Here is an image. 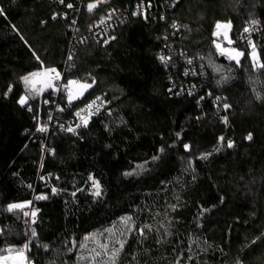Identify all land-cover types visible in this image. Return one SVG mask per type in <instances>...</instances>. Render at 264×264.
I'll list each match as a JSON object with an SVG mask.
<instances>
[{
	"label": "trees",
	"instance_id": "1",
	"mask_svg": "<svg viewBox=\"0 0 264 264\" xmlns=\"http://www.w3.org/2000/svg\"><path fill=\"white\" fill-rule=\"evenodd\" d=\"M90 1L0 0V253L30 240L32 264H96L85 237L131 216L116 264H264V67L250 56L256 47L264 65V0H137L148 11L107 43L96 24L135 0H99L91 12ZM250 20L262 23L254 45L240 40ZM221 21L239 62L217 53ZM43 68L93 86L71 107L51 89L21 106L22 78ZM97 96L107 105L66 131ZM31 201L28 232L26 211L8 205Z\"/></svg>",
	"mask_w": 264,
	"mask_h": 264
},
{
	"label": "snow or ice",
	"instance_id": "2",
	"mask_svg": "<svg viewBox=\"0 0 264 264\" xmlns=\"http://www.w3.org/2000/svg\"><path fill=\"white\" fill-rule=\"evenodd\" d=\"M61 2H63V0H61ZM68 7L71 8L72 5L69 4ZM96 7H97L96 3H89L88 4V10L90 12ZM0 13H2V9H0ZM101 23H103V20L101 21ZM255 23L256 22L253 21V24H255ZM172 27L176 28L177 25L173 24ZM221 27L227 28L228 25H221L220 23H217L216 28L219 30ZM245 31H248V29H245ZM215 34L219 35V32H217ZM105 43H107V41H105ZM216 48L219 49L222 53H224L226 51L225 49L221 48L220 44H216ZM228 55H229V59L237 60V62H239L238 57L242 56L243 53L237 52L235 49H232L230 52H228ZM253 56L255 57V51H253ZM37 59H39V57H37ZM69 59L71 60L72 57L69 56ZM160 60L163 63H167L166 58L164 56H161ZM41 63H43V62L41 61ZM188 63L191 64L192 61L189 60ZM260 67H264V65H260ZM35 78H43V79H41L39 81L42 84V87H40V88H36L35 87V84L37 82ZM22 79H23L24 84H25L26 95L21 96L19 98V100H18V103L21 106H25L29 99H34L36 95H39L40 93H42L46 89H52L54 92L55 91H60L62 89L63 91L66 92L68 106L71 107L74 101L81 99L83 97L84 92L87 91L89 88H91L93 86L92 84L80 83L79 81H76V80H68L66 84H64L62 86H57L53 82L54 81H59L61 79V75L55 68H47V69H44L43 71L33 72V73H30L27 76H24ZM11 90L12 89L9 88V92H11ZM30 93H34V95H30ZM98 100H101V98L97 97L96 100H93L91 103L87 104L85 108L80 109L79 111H76L75 112V116L77 118H79L80 123H78L75 128L71 127V126L67 127L66 131L75 134L77 128H79L81 126L87 127L89 118L92 115L98 113L99 110H100V106L97 105V101ZM94 106H95V112L92 111ZM224 108L228 109L229 105L227 103H224ZM28 110L32 111V108L29 106ZM58 110L59 111H63L64 109H58ZM85 113H87V115H85ZM49 119L51 120V116L49 117ZM223 119H224V122L227 123V117H224ZM60 127L63 128L64 126L60 125ZM47 130H48L47 126H43V127H38L37 128L38 132H46ZM177 137H179V133H177ZM220 139L222 141L223 137H221ZM248 139L249 140L252 139L251 135L248 136ZM189 147L190 146L188 144L184 145L185 150H188ZM228 147H232V143L231 142L228 143ZM160 151L162 152L163 149H161ZM202 158L206 159L207 158V154L204 155ZM153 159L155 160V159H157V157H153ZM136 167H137V169H140V170H143V168H144L143 165H137ZM133 174H135V173L134 172H125L124 173L125 176H131ZM89 180L92 181V187L94 188L93 195L99 197L101 195V187H100L99 181L95 180L91 176H89ZM56 191H57L56 188L52 189L53 194H55ZM73 195H75V193H73ZM36 199L43 200V199H47V197L41 195V196H37ZM23 207H25V205H22V204H9L8 205V210L12 211L13 209H20V208H23ZM24 215L28 216L29 213L25 212ZM31 216L33 218H35L36 212L33 211L31 213ZM33 222H35L34 219H33ZM132 223H133V221H132V217L131 216H124V217H121V225H122V227L118 230V232H114L113 229H106L105 231H107L113 237L114 244L118 243L119 247H115L114 246L112 248H109L108 243L99 244L98 247H94V248L91 249V257L90 258L93 261H95L96 264H116L117 259H118L119 255H120V252L124 248V243L126 242L125 240L118 239V237L119 236H123L126 231L127 232L132 231ZM148 227L149 226H147V225L144 226V228H148ZM144 228H141L139 230V234L140 235H144ZM31 236L32 237L36 236L35 229H32ZM92 238L95 239V236H93ZM85 239L87 240V239H89V237H85ZM253 243H255V241ZM81 247H84V245L82 244ZM27 248H28V244H25L23 248L5 249L4 251L16 253L17 254L16 264H21V261H23V259H24L23 253H24L25 249H27ZM97 258H102V259L97 260ZM9 259H12V257L0 255V264H3V262H5V261H7ZM81 259H84V257H81Z\"/></svg>",
	"mask_w": 264,
	"mask_h": 264
},
{
	"label": "built area",
	"instance_id": "3",
	"mask_svg": "<svg viewBox=\"0 0 264 264\" xmlns=\"http://www.w3.org/2000/svg\"><path fill=\"white\" fill-rule=\"evenodd\" d=\"M149 9V3L145 2V1H137L135 0L133 3L128 4L125 8H123L122 10L119 11H112L111 13H109L106 17H104L103 19H101L95 26L94 30H93V37L95 38L96 41H107L111 38L112 36V32L115 30V28L120 24L125 22L130 16H134L137 14H145ZM162 18H165L164 15H162ZM103 20V23H101V21ZM253 21H255L256 23L253 24ZM176 24L177 27L173 28L172 25ZM181 23L179 21H173L170 23V27L173 28L175 31H179L181 28ZM261 28H262V23L260 20H250L249 22H247V24L245 25V27L243 28V30L240 33V40L244 43H248L249 45H254L255 42V38L261 33ZM245 29H248V31H245ZM170 48H172V46H170ZM170 48H166V51L161 53V56H164L166 58L167 62L171 61V57L170 54L168 53ZM58 71V70H57ZM190 71H192V73H195L196 71V67L192 68ZM60 73V75L63 76V73L58 71ZM100 97L101 100L97 101V105L100 106V110L99 112L107 105V101L105 100V98L103 96H97ZM91 99L90 101L86 102L85 104H83L81 107H79L78 109H76V111H79L80 109H83L86 107L87 104L91 103L93 100H96V98ZM75 111V112H76ZM92 111L95 112V106L92 109ZM75 112H74V117L72 119V123H70L69 126L71 127H76V125L78 123H80L79 118H77L75 116ZM98 112V113H99ZM98 113L92 115L89 120H91V118L95 115H97ZM85 115H87V113H85ZM33 211H37L36 209L33 208V204L32 201L30 202V206L28 209V217L26 219V223L28 226V232H30V227L31 225L34 223L33 219L35 220V218H33L31 216V213ZM26 244H28V248L25 249V252L27 254V263L28 264H32L30 257H29V253L31 250V243L30 240H27ZM10 249H14V248H10Z\"/></svg>",
	"mask_w": 264,
	"mask_h": 264
},
{
	"label": "rangeland",
	"instance_id": "4",
	"mask_svg": "<svg viewBox=\"0 0 264 264\" xmlns=\"http://www.w3.org/2000/svg\"><path fill=\"white\" fill-rule=\"evenodd\" d=\"M106 1H108V0H106ZM106 1H104V2H106ZM104 2H99V0H91L90 1V3H96L97 5L102 4ZM219 23L221 25H228V27L227 28L221 27L219 30L216 28L215 33L219 32V35H216V37L218 39L216 40L215 46H216V44H220L221 45V48H223V49L226 50L224 53H222L219 49L216 48L217 49V53L224 55L228 59H229L228 52H230L232 49H235L237 52H241V53L244 54L243 50L240 49L239 47H237L235 45V40L231 37V34H230L231 24H230V22L229 21H221ZM253 51H255V57L253 56ZM242 56L238 57V60L239 61L241 60ZM250 56H251V58L254 61V64L256 66H260L261 65V61H260V57H259V52H258V49L256 47H253L252 49H250ZM230 60H232V59H230ZM234 61L237 62V60H234ZM212 64H213L214 69L218 70L219 72H223L224 73V71L226 70L225 67L222 64H217L216 62H213ZM44 69H47V68H43V69H40V70H37V71H34V72L43 71ZM35 79L37 81L36 84H35V87L36 88L42 87V84L39 81L41 79H43V78H35ZM70 80H76V81H79L80 83H88V82H84V81H81V80H78V79H70ZM53 83L56 84L57 86H62L64 84H66L67 82H64L63 81V76L61 75V79L59 81H54ZM46 90H49V89H46ZM45 91H43L42 93H40L38 96H42V94ZM62 91L63 90L61 89L60 91H55V93L56 94H59ZM63 92H65V91H63ZM30 94L31 95H34V93H30ZM65 94H66V92H65ZM66 96H67V94H66ZM43 126H47V129L48 130H50V128H51V125H49V124L48 125H46V124L45 125H41V127H43ZM14 204H22V205H25V207L20 208V209H24L26 212L28 211L29 206H30V202L14 203ZM121 227H122V225H121V219H120V220H118L116 222V224L114 226H112V228H108V229H113L114 232H118V230ZM132 228H133V223H132ZM128 233L129 232L126 231L125 234H124V236H119L118 239L123 240L124 239L123 237H125V235H127ZM93 236H95V239L92 238ZM88 237H89V239H87V240L85 239V245L88 247L87 252H88V255L90 257H91V249L94 248V247H98L99 244L108 243L109 248L114 247L115 244H116V243L114 244L113 237L108 232H104V233L101 232L99 234H96V233L95 234H90ZM0 255L12 257V259H9V260L3 262V264H16V260H17V254L16 253L6 251V252H3V253H0ZM23 257H24V259H23V261H21V264H28L27 263V260H28L27 259V254H26L25 251L23 253ZM100 259H102V258H100ZM91 261H92L91 258H90V260L88 259V262L89 263Z\"/></svg>",
	"mask_w": 264,
	"mask_h": 264
}]
</instances>
